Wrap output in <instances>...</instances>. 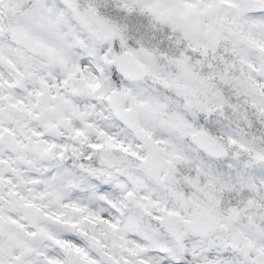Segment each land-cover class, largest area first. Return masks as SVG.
<instances>
[{
  "label": "clouds",
  "instance_id": "9594fccd",
  "mask_svg": "<svg viewBox=\"0 0 264 264\" xmlns=\"http://www.w3.org/2000/svg\"><path fill=\"white\" fill-rule=\"evenodd\" d=\"M0 82L6 259L264 264V8L0 0Z\"/></svg>",
  "mask_w": 264,
  "mask_h": 264
},
{
  "label": "snow or ice",
  "instance_id": "6c2138e0",
  "mask_svg": "<svg viewBox=\"0 0 264 264\" xmlns=\"http://www.w3.org/2000/svg\"><path fill=\"white\" fill-rule=\"evenodd\" d=\"M252 3H253V7L264 8V0H252ZM11 86L12 85L9 84V87ZM2 88H3V82H0V89ZM37 95H40V94L38 93ZM93 147H100V146L94 145ZM0 221H2V217H0ZM12 223H15V221H12ZM0 228H2V224H0ZM27 251H31V249L29 248L27 249ZM76 251L81 254L85 264H96V261L88 258V254L86 252H83L79 248H77ZM45 261H46V264H61V262L58 259L51 258V257H45ZM0 264H23V262L21 261V256H15L12 259H6L5 254H4V249L0 248ZM29 264H31V262H29ZM117 264H119V262H117ZM125 264H127V262H125Z\"/></svg>",
  "mask_w": 264,
  "mask_h": 264
}]
</instances>
